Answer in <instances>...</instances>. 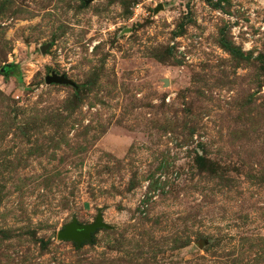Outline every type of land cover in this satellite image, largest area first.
Returning <instances> with one entry per match:
<instances>
[{
	"label": "rangeland",
	"instance_id": "rangeland-1",
	"mask_svg": "<svg viewBox=\"0 0 264 264\" xmlns=\"http://www.w3.org/2000/svg\"><path fill=\"white\" fill-rule=\"evenodd\" d=\"M0 264H264V0H0Z\"/></svg>",
	"mask_w": 264,
	"mask_h": 264
},
{
	"label": "water",
	"instance_id": "water-1",
	"mask_svg": "<svg viewBox=\"0 0 264 264\" xmlns=\"http://www.w3.org/2000/svg\"><path fill=\"white\" fill-rule=\"evenodd\" d=\"M45 83H52V82H67V79L54 75L48 74L44 77ZM103 222L100 219V216H96L94 221L91 223L80 224L76 221L73 217L71 220L66 223L61 229L57 230L55 233V237L59 240H70L75 243V245H79L82 241H88L90 239V234L96 228L103 226Z\"/></svg>",
	"mask_w": 264,
	"mask_h": 264
},
{
	"label": "trees",
	"instance_id": "trees-1",
	"mask_svg": "<svg viewBox=\"0 0 264 264\" xmlns=\"http://www.w3.org/2000/svg\"><path fill=\"white\" fill-rule=\"evenodd\" d=\"M221 45L230 53L232 54H237V50L234 48L233 45H231L230 43L224 41L223 43H221Z\"/></svg>",
	"mask_w": 264,
	"mask_h": 264
}]
</instances>
